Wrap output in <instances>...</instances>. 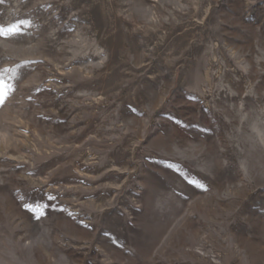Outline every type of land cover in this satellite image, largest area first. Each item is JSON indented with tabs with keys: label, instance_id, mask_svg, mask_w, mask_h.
Wrapping results in <instances>:
<instances>
[{
	"label": "rangeland",
	"instance_id": "374dc122",
	"mask_svg": "<svg viewBox=\"0 0 264 264\" xmlns=\"http://www.w3.org/2000/svg\"><path fill=\"white\" fill-rule=\"evenodd\" d=\"M0 264H264V0H0Z\"/></svg>",
	"mask_w": 264,
	"mask_h": 264
},
{
	"label": "snow or ice",
	"instance_id": "6c2138e0",
	"mask_svg": "<svg viewBox=\"0 0 264 264\" xmlns=\"http://www.w3.org/2000/svg\"><path fill=\"white\" fill-rule=\"evenodd\" d=\"M3 30L0 29V34H2ZM6 94L5 93H0V103H3V100L5 98Z\"/></svg>",
	"mask_w": 264,
	"mask_h": 264
}]
</instances>
